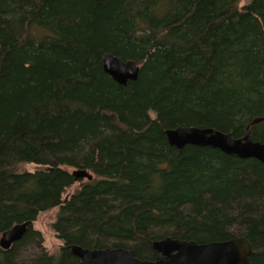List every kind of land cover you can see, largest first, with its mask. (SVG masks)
Returning <instances> with one entry per match:
<instances>
[{"label":"trees","instance_id":"16d2710c","mask_svg":"<svg viewBox=\"0 0 264 264\" xmlns=\"http://www.w3.org/2000/svg\"><path fill=\"white\" fill-rule=\"evenodd\" d=\"M240 2L0 0V238L57 209L63 243L51 255L31 226L0 264H77L73 247L154 261L156 241L241 237L264 264V165L166 136L238 139L264 118V0ZM107 55L138 80L116 83ZM251 131L264 144V121ZM69 169L94 179L65 199Z\"/></svg>","mask_w":264,"mask_h":264},{"label":"water","instance_id":"95a60500","mask_svg":"<svg viewBox=\"0 0 264 264\" xmlns=\"http://www.w3.org/2000/svg\"><path fill=\"white\" fill-rule=\"evenodd\" d=\"M103 68L116 83L126 86L139 78L140 67L134 61L107 55L103 60ZM264 118L254 119L245 130L242 138H234L232 134L216 129H200L197 127H179L167 130L166 136L171 146L182 150L186 146L208 147L239 159H255L264 165V144L252 139V126L260 124ZM75 181H93L94 176L87 170H73ZM32 222L15 225L5 231L0 238V247L7 251L21 240ZM157 253L154 261H143L136 258L134 251L125 249L89 250L73 247L72 253L79 262L77 264H251L254 254L251 243L245 238H237L222 243L197 244L193 241H180L167 238L153 243Z\"/></svg>","mask_w":264,"mask_h":264},{"label":"rangeland","instance_id":"374dc122","mask_svg":"<svg viewBox=\"0 0 264 264\" xmlns=\"http://www.w3.org/2000/svg\"><path fill=\"white\" fill-rule=\"evenodd\" d=\"M248 2L249 0H241L239 7L246 5ZM39 168L40 167L37 165L22 166V170L31 171V172L38 170ZM68 171L72 172L71 169H69ZM87 182H88L87 180H82L80 182H77L74 186L68 189L64 198L68 199L73 193H75L80 189L81 185L86 184ZM56 215H57V209H53L46 213H42L41 215H39V217L32 226V228L35 231L41 233L44 239V248L51 255H58L61 248L63 247V243L56 237V234L52 229V224L55 221Z\"/></svg>","mask_w":264,"mask_h":264}]
</instances>
